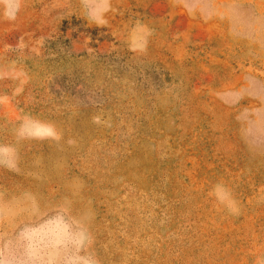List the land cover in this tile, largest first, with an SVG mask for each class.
<instances>
[{
  "label": "rangeland",
  "instance_id": "1",
  "mask_svg": "<svg viewBox=\"0 0 264 264\" xmlns=\"http://www.w3.org/2000/svg\"><path fill=\"white\" fill-rule=\"evenodd\" d=\"M0 264H264V0H0Z\"/></svg>",
  "mask_w": 264,
  "mask_h": 264
},
{
  "label": "clouds",
  "instance_id": "2",
  "mask_svg": "<svg viewBox=\"0 0 264 264\" xmlns=\"http://www.w3.org/2000/svg\"><path fill=\"white\" fill-rule=\"evenodd\" d=\"M50 134H52V133H50Z\"/></svg>",
  "mask_w": 264,
  "mask_h": 264
}]
</instances>
